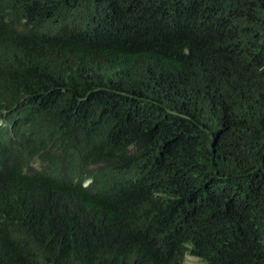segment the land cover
Segmentation results:
<instances>
[{
    "label": "trees",
    "instance_id": "16d2710c",
    "mask_svg": "<svg viewBox=\"0 0 264 264\" xmlns=\"http://www.w3.org/2000/svg\"><path fill=\"white\" fill-rule=\"evenodd\" d=\"M264 264V0H0V264Z\"/></svg>",
    "mask_w": 264,
    "mask_h": 264
},
{
    "label": "rangeland",
    "instance_id": "374dc122",
    "mask_svg": "<svg viewBox=\"0 0 264 264\" xmlns=\"http://www.w3.org/2000/svg\"><path fill=\"white\" fill-rule=\"evenodd\" d=\"M184 264H201L200 260L191 255H187L184 258Z\"/></svg>",
    "mask_w": 264,
    "mask_h": 264
},
{
    "label": "clouds",
    "instance_id": "9594fccd",
    "mask_svg": "<svg viewBox=\"0 0 264 264\" xmlns=\"http://www.w3.org/2000/svg\"><path fill=\"white\" fill-rule=\"evenodd\" d=\"M187 256V255H186Z\"/></svg>",
    "mask_w": 264,
    "mask_h": 264
}]
</instances>
